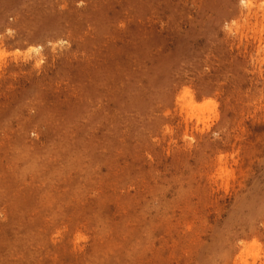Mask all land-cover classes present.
Returning <instances> with one entry per match:
<instances>
[{
    "label": "rangeland",
    "instance_id": "1",
    "mask_svg": "<svg viewBox=\"0 0 264 264\" xmlns=\"http://www.w3.org/2000/svg\"><path fill=\"white\" fill-rule=\"evenodd\" d=\"M263 24L264 0H0V264H264Z\"/></svg>",
    "mask_w": 264,
    "mask_h": 264
},
{
    "label": "bare ground",
    "instance_id": "2",
    "mask_svg": "<svg viewBox=\"0 0 264 264\" xmlns=\"http://www.w3.org/2000/svg\"><path fill=\"white\" fill-rule=\"evenodd\" d=\"M251 6H252V3L251 2H247V8H251ZM250 11H251V9H250ZM261 28H264V24L262 25ZM179 100H180V102L182 101L183 110L185 109L186 116H187V118L189 120H191L192 122L195 120L197 125H199V124L206 125L207 124V123H205L202 120L203 119V114H204L205 111L208 110V108L215 107L214 103L199 104L197 99H196V97H195V95L190 90H184L182 92L181 97L179 98ZM222 160L223 159L220 157L219 158V166H218V171H219L218 175H220V176H224L227 173L226 170L222 167V164H223ZM258 246H259L258 243L254 242L251 247H253V249H258L259 248Z\"/></svg>",
    "mask_w": 264,
    "mask_h": 264
}]
</instances>
